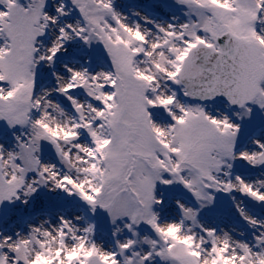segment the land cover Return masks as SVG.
Listing matches in <instances>:
<instances>
[{"label":"snow or ice","instance_id":"snow-or-ice-1","mask_svg":"<svg viewBox=\"0 0 264 264\" xmlns=\"http://www.w3.org/2000/svg\"><path fill=\"white\" fill-rule=\"evenodd\" d=\"M174 3L0 0V213L88 209L0 227V264H264V0Z\"/></svg>","mask_w":264,"mask_h":264},{"label":"rangeland","instance_id":"rangeland-1","mask_svg":"<svg viewBox=\"0 0 264 264\" xmlns=\"http://www.w3.org/2000/svg\"><path fill=\"white\" fill-rule=\"evenodd\" d=\"M116 5L126 14L130 8H136L157 21L170 20V17L173 15H181V8L174 3V0H116ZM141 23H143V21H141ZM148 26L151 27V25ZM251 131H255V129L253 128ZM220 206L224 215L232 219L241 230L245 232L249 231L247 225L244 224L243 221H240L238 217L232 216L231 205L226 197L221 198ZM247 206L254 215H257L259 218H264V209H260L250 201L247 202ZM37 212H47L53 220H55L58 215H65L67 217H72L73 215H88L87 207L79 201L78 198H68L61 194L47 197L46 203L43 206L35 205L18 213L19 220L16 224L8 222L7 211L0 213V227L8 229L12 227H21L25 220L35 223L34 216ZM95 219L99 227L106 230V220L102 216H98Z\"/></svg>","mask_w":264,"mask_h":264}]
</instances>
